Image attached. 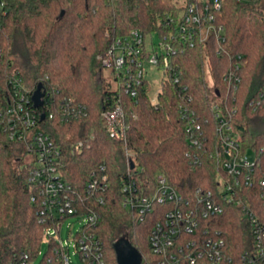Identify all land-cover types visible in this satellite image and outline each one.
I'll return each mask as SVG.
<instances>
[{"label":"trees","instance_id":"16d2710c","mask_svg":"<svg viewBox=\"0 0 264 264\" xmlns=\"http://www.w3.org/2000/svg\"><path fill=\"white\" fill-rule=\"evenodd\" d=\"M3 1L0 109L6 105L4 95L11 93L13 70L30 88L43 85L44 106L39 112L45 119L39 128L60 149L59 167L65 180L80 189L85 204L95 205L100 212L94 233L103 243L108 264H118L115 248L120 244L131 245L141 264H156L158 259L151 252L149 238L160 216L141 220L126 205L124 182L134 179L137 188L151 192L155 178L163 174L186 197L197 188L217 189L220 167L211 154L219 148L218 120L212 103L224 98V75L237 63L241 64L242 82L231 104L238 109L233 124L244 150L255 152L264 169V104L256 110L250 105L264 90V0H224L216 19L225 27L224 47L230 55H218L210 42L176 56L172 71L161 83L158 107L151 104L145 86L135 97L126 95L120 77L112 70L105 75L107 68L100 57L117 38L133 30L144 35L168 34L172 28L166 26L167 20L177 19L184 6L178 7L175 0ZM176 75L180 83L174 81ZM183 86L194 97L193 108L207 136L200 148L190 142L179 114ZM120 98L127 110L126 144L132 164L124 143L110 137L102 120V113ZM70 100L85 109L86 115L63 121L58 116L60 105ZM80 142L83 148L77 151ZM24 156V143L4 140L0 145V264H61L53 253L52 240L44 242L47 228L61 219L40 221V202L33 200L37 192L29 180L32 165ZM102 167L109 182L100 194L104 203L96 204L88 186L92 173L98 174ZM257 191L252 193L257 196ZM210 224L236 260L252 247V230L240 207L227 206Z\"/></svg>","mask_w":264,"mask_h":264},{"label":"built area","instance_id":"2783aa9c","mask_svg":"<svg viewBox=\"0 0 264 264\" xmlns=\"http://www.w3.org/2000/svg\"><path fill=\"white\" fill-rule=\"evenodd\" d=\"M5 6L0 0V14ZM224 0L187 1L183 15L170 18L166 26L172 28L166 35L143 33L133 30L125 37L117 38L100 57L105 68L112 70L122 80L121 87L126 95L137 96L142 87L149 82L145 78L146 67L162 71L163 79L172 71L176 56L188 48L205 46L214 42L218 55H230L225 49L226 30L217 22V14L222 10ZM109 35V33H107ZM154 35L159 38L154 41ZM0 54V66L2 58ZM239 58H241L239 56ZM241 64L237 63L224 75L225 95L221 102L212 103V109L218 120L217 135L219 148L211 154L216 156L220 167L216 180V190L197 188L190 197L180 194L163 174L155 178V188H137L132 179L124 182L126 205L136 212L141 220L149 216L159 217L150 233V248L157 259L156 264H264V169H261L255 152L244 150L240 133L234 132V120L238 109L235 102L242 77ZM174 81L180 83V76ZM11 93L4 95L5 107L0 109V145L6 141L24 143L25 156L33 157L29 180L37 194L33 200L40 202L41 222H53L59 217L61 222L47 228L44 242H53V253L61 264H73L70 259V244L60 237L65 221L71 220L79 225L73 235V247L82 264H108L102 241L94 233L101 214L95 205L85 204L80 189L67 182L60 170V149L51 137L39 128L42 115L36 107L32 89L15 70L9 79ZM188 88H182L179 94V114L186 122V133L190 142L199 148L207 141L200 115L193 108L192 95L186 94ZM151 98V104L158 107L159 94ZM45 93V92H44ZM264 104V90L259 98L251 101L254 110ZM49 107V106H47ZM82 107L73 101H64L60 105L58 116L63 121H71L86 115ZM55 115L50 114V118ZM137 119V115L133 114ZM102 120L111 138L122 141L125 155L131 163L132 153L126 144L127 110L120 98L102 113ZM83 143L76 144L81 151ZM132 164V163H131ZM101 168L99 173H92L88 190L96 204H103L100 194L108 188L109 176ZM259 189L258 195L252 192ZM99 189L101 193L95 190ZM229 205L240 207L250 225L253 245L236 260L228 252L226 242L215 231L210 220L221 215ZM150 264V263H144Z\"/></svg>","mask_w":264,"mask_h":264},{"label":"rangeland","instance_id":"374dc122","mask_svg":"<svg viewBox=\"0 0 264 264\" xmlns=\"http://www.w3.org/2000/svg\"><path fill=\"white\" fill-rule=\"evenodd\" d=\"M206 1V0H203ZM187 2V0H175V4L178 7H183L185 6V3ZM183 15V10H181L179 12V16L181 17ZM154 41L158 42L159 38L154 35ZM146 69V73H145V78L146 80H148L149 85H148V90H149V95L151 98H156L157 94L160 90V85H161V80L163 77V73L162 71H159L157 69H150L148 66L145 68ZM105 75L107 76L108 74H110V70L109 69H105L104 70ZM234 132H237L235 127H234ZM33 160V157L30 155H26L24 156V161L25 162H31ZM79 228V225L71 220H67L64 222L59 237L66 242L67 244H70V259L72 261L73 264H82L80 258L78 255H76L75 249L73 247V240L72 237L77 229ZM70 231L72 232V234H70ZM47 250V247L44 246L43 247V253H45Z\"/></svg>","mask_w":264,"mask_h":264},{"label":"water","instance_id":"95a60500","mask_svg":"<svg viewBox=\"0 0 264 264\" xmlns=\"http://www.w3.org/2000/svg\"><path fill=\"white\" fill-rule=\"evenodd\" d=\"M64 13L61 14L63 16ZM45 93L43 91V85L38 84L33 94V101L36 107L43 105V98ZM41 119H45V115L41 116ZM116 260L118 264H141V257L139 253L129 244H120L115 248Z\"/></svg>","mask_w":264,"mask_h":264}]
</instances>
